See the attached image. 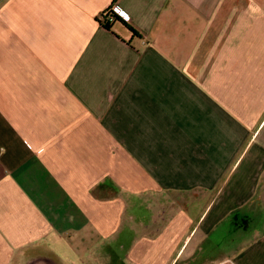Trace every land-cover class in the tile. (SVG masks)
<instances>
[{
	"label": "crops",
	"instance_id": "crops-1",
	"mask_svg": "<svg viewBox=\"0 0 264 264\" xmlns=\"http://www.w3.org/2000/svg\"><path fill=\"white\" fill-rule=\"evenodd\" d=\"M225 259L264 264V0H0V264Z\"/></svg>",
	"mask_w": 264,
	"mask_h": 264
},
{
	"label": "built area",
	"instance_id": "built-area-1",
	"mask_svg": "<svg viewBox=\"0 0 264 264\" xmlns=\"http://www.w3.org/2000/svg\"><path fill=\"white\" fill-rule=\"evenodd\" d=\"M110 12H103L100 16H99V20L100 23L103 22V20H105L106 18L110 21L112 20V14H114L115 16H117L120 20H122L123 22H128L129 21V16L127 14V12H125L124 10H122L119 6H117L116 4L111 5L109 8ZM112 13V14H111ZM217 264H234V262L231 261V259H225Z\"/></svg>",
	"mask_w": 264,
	"mask_h": 264
},
{
	"label": "trees",
	"instance_id": "trees-1",
	"mask_svg": "<svg viewBox=\"0 0 264 264\" xmlns=\"http://www.w3.org/2000/svg\"><path fill=\"white\" fill-rule=\"evenodd\" d=\"M105 12H110L109 9L105 10ZM104 12V13H105ZM112 14V13H111ZM112 18H115V19H119L117 16H115L114 14H112ZM122 21V20H121ZM109 20L106 18L105 20H103V22H101V24L105 27V28H108L109 27ZM129 30L133 33V31L131 30L130 27H128Z\"/></svg>",
	"mask_w": 264,
	"mask_h": 264
}]
</instances>
